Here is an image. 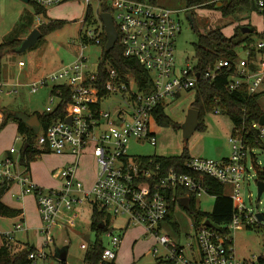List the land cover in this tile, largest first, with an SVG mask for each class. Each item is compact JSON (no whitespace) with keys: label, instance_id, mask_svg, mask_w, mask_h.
<instances>
[{"label":"built area","instance_id":"1","mask_svg":"<svg viewBox=\"0 0 264 264\" xmlns=\"http://www.w3.org/2000/svg\"><path fill=\"white\" fill-rule=\"evenodd\" d=\"M32 1L47 8L65 0ZM85 1L87 5H92L94 1L99 5L103 0ZM249 1L257 6L264 22V0ZM109 2L118 31L117 42L123 48L124 56L136 58L151 78L141 87L130 71L120 72L107 65L102 86L98 85L97 81L101 77L99 66L103 52L102 36L106 32L98 14L91 20L94 26L87 28L79 38L81 50L75 61L29 82L32 92H38L54 82L53 86L61 84L71 87L65 116L44 130L40 128L31 148L59 154L71 152L78 157L90 150L98 164V172L91 185H86L78 176L79 163L76 161L56 173L61 180L60 185L43 186L33 179L30 167L22 163V149L12 146L8 154L0 157V183H6L8 187L18 183L22 196L32 193L41 217L40 230L46 233L43 246L30 251L29 259L33 264H38V260L46 264L48 252L45 246L53 242L52 227L58 222L57 219L65 211L72 210L75 204L89 201L92 206L97 204L104 208L111 217L123 219V229L132 224H140L153 232L157 241L154 254H158L159 244L165 248L163 254L157 255L162 264H264V253L241 258L234 245L232 229L238 223H262L257 214L251 213L240 202L244 175L249 170L248 155L254 147L247 143L237 125L230 137L233 147L230 156L222 159L190 156L185 163L193 173L211 176L225 186H230V196L236 202V211L226 227L206 223L193 227L196 248H193V244L189 245L194 253L189 257L183 246L170 235L161 233V226L168 216L171 201L176 199L178 188L195 192L197 199L203 192H207V188L195 175L179 172L175 167L167 169L153 158L133 155L128 150V143L133 139L145 138L156 144V134L150 129L155 109L159 104L164 105L167 98L195 89L199 79L213 82L219 76L227 75L229 89L244 87L250 94L261 93L263 96L264 30L253 34L244 43L246 56H239L237 52L235 59L220 58L200 71L197 62L178 64L175 43L182 30L177 18L179 10L143 0ZM91 45L102 49L96 66L91 65L90 56L85 53V49ZM20 65H24V62L20 61ZM6 85H10V89H6ZM17 86L18 83L0 81V97L3 93L17 92ZM53 94L58 97V102L54 106H47L45 113L55 111L63 101L61 92ZM112 94L118 96L122 105L115 110L103 109V100ZM54 99L51 97V101ZM215 112L222 110L216 108ZM254 126L259 131L256 140L264 141V125L258 120ZM19 216L12 228H0L1 244L13 248L14 234L29 229L25 211L22 210ZM2 218L0 214V220ZM74 219L72 216L69 224L73 225ZM112 223L113 219L111 227ZM106 234L109 242L98 264L117 262L123 233H115L111 228ZM88 247L89 244H82V248L87 250Z\"/></svg>","mask_w":264,"mask_h":264},{"label":"rangeland","instance_id":"2","mask_svg":"<svg viewBox=\"0 0 264 264\" xmlns=\"http://www.w3.org/2000/svg\"><path fill=\"white\" fill-rule=\"evenodd\" d=\"M34 3L24 0H0V42L13 38L25 39L31 33V27L38 28L41 23L48 22L50 19H66L67 22L61 28L41 37L35 45L26 50L9 51L3 55L0 80L4 83L15 81L18 83V90L3 93L0 97V105L17 111L20 117L25 119L34 111L44 112L47 106H54L58 102V97L52 93L55 82L49 83L38 92L31 91L29 82L75 61L81 50L79 42L81 34L86 32L87 28L94 26L92 21H85L87 8L85 0H65L59 5L49 6L47 15L36 14ZM156 4L179 10L177 18L181 22L182 30L177 35L175 43L179 65L197 62L194 43L198 35L194 25L204 34L219 28L229 36L234 34L237 28H242L241 24L248 19L259 28L262 25V16H259L257 12H251L249 18H242L243 11L239 7L235 12L227 13L217 5L187 9L182 0H156ZM92 7L97 16L101 12L100 4L94 1ZM243 45L245 44L237 47L239 56L247 55ZM101 50V47L97 45H91L85 49V53L90 56L91 65H97ZM20 61H23L24 65H20ZM5 87L10 89L11 86L6 85ZM195 96L196 89H190L167 98L164 111L180 127L176 128L173 124L158 122L155 117H152L150 129L156 134L157 143L152 144L145 138L133 139L128 143L129 153L145 156L155 154L177 156L187 151L191 156L207 158L222 159L230 156L233 152L230 137L235 125L226 111L217 113L213 108L205 109L201 115L202 125L191 135L184 136L183 124L190 108L193 107ZM51 97L55 98L54 101H51ZM259 103L264 109V95L260 97ZM121 105V100L113 94L108 95L102 102V108L105 110H115ZM0 133H4L0 144L5 148L15 146L21 149L23 147L25 139L18 131V124L15 120L10 119ZM252 153L248 155L249 170L244 175L240 202L244 203L251 213L262 212L264 214V192L259 198L257 186L258 172L264 171V147L256 146ZM76 161L79 163L81 178L88 181L96 177L98 164L90 150L79 157L71 152L68 154L52 151L40 152L31 163L35 179L43 186H52L61 184L60 178L56 176L60 168L74 164ZM225 192L230 195L232 188L225 186ZM11 193L12 191L8 192L6 200L14 205L24 203L30 226L28 231H18L14 235L29 241L37 248L43 246L46 233L39 227L41 217L34 196L31 193L24 199L17 200ZM214 203L215 196L208 192H203L198 196L197 206L203 211H212ZM92 212V203L86 201L82 204H75L72 210L65 211V214L57 219L58 222L52 227L53 242L45 246L48 252L46 264H58L57 255L62 250H67V259L63 264H84L86 249L82 248V244H90L96 238V232L91 228ZM72 216L75 218L73 225L69 224ZM112 219L113 227L111 228L114 232L123 233V242L116 260L118 264H162L157 255L163 254L165 248L159 244V252L157 255L154 254L157 241L153 232L140 224H132L123 229L125 228L122 226L123 219L119 217H112ZM12 220L15 219L3 218L0 220V225L9 224L13 222ZM250 225L251 227L246 222H240L232 229L236 253L241 258L264 253V232L257 223ZM193 227L191 214L182 204H178L173 222L165 220L161 226V233L168 234L176 240L185 248V254L189 257L194 254L189 245L193 244V248H196ZM102 239L105 245H108L109 237L106 233L102 234ZM14 250L18 251L15 244L13 245ZM38 264H45V262L38 260Z\"/></svg>","mask_w":264,"mask_h":264},{"label":"trees","instance_id":"3","mask_svg":"<svg viewBox=\"0 0 264 264\" xmlns=\"http://www.w3.org/2000/svg\"><path fill=\"white\" fill-rule=\"evenodd\" d=\"M32 1V0H30ZM156 3V0H143ZM186 8L193 9L199 6H215L219 3V6L225 12L232 13L236 9L245 5H256L249 0H182ZM33 2V1H32ZM35 4L36 14L47 15V8L39 4ZM102 11H111L109 0H103L100 4ZM95 18V13L92 5H87L85 13V21ZM67 22L66 19H50L48 22L41 23L38 28L46 36L50 32L61 28ZM198 38L195 44V57L197 59V68L200 71L206 69L209 65L213 64L220 58L235 59L237 57V47L251 39L252 32L244 33L241 27L237 28L232 35H226L221 29H212L208 33L204 34L198 30L194 25ZM23 39L13 38L0 42V65L2 63L3 55L6 52L14 51L15 47H18ZM107 41L106 32L102 36V59L100 61L101 77L97 81L99 86H102V82L105 79V72L107 65L115 67L120 72L130 71L135 77L139 86H144V82L151 78L149 72L143 67V65L133 57H126L123 54V48L117 42L115 47L107 51L105 44ZM196 96L192 103L194 108L199 110V126L202 125L201 115L205 109L220 108L222 111H226L234 122V125L238 126L241 133H244V138L250 146H262L264 147V141H257L259 138V131L254 126L261 115L264 113V109L259 103L261 93L250 94L247 89L241 87L239 89L231 90L228 87L227 75L219 76L215 81L209 82L205 79H199L196 86ZM61 92L63 101L58 108L51 112H38L34 111L33 114H38L41 121V127L30 126L25 118L20 117L19 113L15 110L0 105V130L7 124L10 119H13L18 124V131L24 137L25 143L22 149L21 161L24 165L29 166L31 161L35 159L37 154L41 151L33 150L31 144L33 143L38 131L46 129L52 122L65 116V107L67 101L70 98L71 87L67 85L57 84L52 88V93ZM32 115V114H31ZM153 116L158 122L165 124H173L176 128L180 127L178 123H175L164 111V105L159 104L155 109ZM235 131V128H234ZM28 146L25 148V144ZM145 156V155H144ZM191 155L185 151L182 155L166 156V155H150L145 156L147 158H153L155 162H159L165 166V168L175 167L176 170L182 173H187L199 177L203 184L207 188V192L215 196V203L212 211H203L197 206V194L191 192L188 189L178 188L176 190V199L170 203L169 213L166 220L173 222L175 216V209L178 204H182L179 198L189 197V207H185L193 218V226L199 227L202 223H206L209 219L216 227H226L233 218L236 211L235 200L225 192V185L215 178L205 175L193 173L186 165V161ZM264 180V171L258 172V180ZM9 189L6 183H0V214L3 216H16L20 213L21 209L13 208L2 201V197ZM111 215L99 205H93V212L91 215V228L96 232V238L89 244L84 256V264H98L105 247V242L102 239V234L111 229ZM207 224V223H206ZM264 232V222L257 223ZM251 227V225H249ZM36 246L26 245L18 251H13V248L6 244H0V264H33V261L29 259V252L35 249ZM58 258V257H57ZM58 264H63L66 260H60L58 258ZM112 264H118L113 262Z\"/></svg>","mask_w":264,"mask_h":264},{"label":"water","instance_id":"4","mask_svg":"<svg viewBox=\"0 0 264 264\" xmlns=\"http://www.w3.org/2000/svg\"><path fill=\"white\" fill-rule=\"evenodd\" d=\"M26 2H29L30 0H24ZM221 3L218 4L220 6ZM99 16L101 20L103 21L106 35H107V41L105 44V49L107 51L111 50L115 47L117 39H118V31L117 27L114 23L113 15L111 11H102L99 13ZM242 31L244 33L250 32L252 28L250 26H243ZM43 36V33L39 28H35L31 31V33L22 40L21 44L18 47H15V51H24L27 48L35 45L37 41ZM199 110L197 108H190L187 118L185 120V123L183 124V130H184V136L187 137L191 135L199 126ZM70 120V117L68 118ZM27 123L32 127L39 128L41 126L40 117L38 114H32L27 116L26 119ZM259 122L264 125V113L261 115ZM28 146V143L25 144V148ZM257 186H258V197L260 198L262 193L264 192V180L259 179L257 180ZM180 202L184 207H189V197H182L180 198ZM258 220L260 222L264 221V214L262 212L257 213ZM208 225H214L209 219L206 221ZM58 258L60 260H66L67 258V250H62L58 254Z\"/></svg>","mask_w":264,"mask_h":264},{"label":"crops","instance_id":"5","mask_svg":"<svg viewBox=\"0 0 264 264\" xmlns=\"http://www.w3.org/2000/svg\"><path fill=\"white\" fill-rule=\"evenodd\" d=\"M245 8V9H244ZM240 10L241 11H243V13L241 14V17L242 18H249L250 17V14H251V12H257L258 13V15L259 16H262L261 15V13H260V11L258 10V8H257V6L255 7L254 5H251V4H249V5H245V6H243V7H241L240 8ZM261 22H262V25H261V27L259 28L257 25H255V24H253V22L250 20V19H248L245 23H243V24H241L242 26H250L251 28H252V30L250 31V32H252L253 34H255V33H260V32H262L263 30H264V22H263V18H262V20H261ZM33 30V27H31L30 28V31H32ZM248 33V32H247ZM252 34V35H253ZM19 39H21V38H19ZM47 74V73H46ZM1 81V80H0ZM1 82H3V81H1ZM7 83H16L15 81H9V82H7ZM3 134L4 133H0V139L3 137ZM8 152H9V149L8 148H5L4 146H2V144H0V157H4L6 154H8ZM227 157V156H226ZM30 170H31V173H32V177H33V179L36 181V182H38L36 179H35V173H33V168H32V163L30 164ZM77 174H78V176L81 178V173L79 172V169H77ZM95 178L96 177H94V178H92V179H90V180H88V181H85L83 178H81V179H83L84 180V182L86 183V185H91L93 182H94V180H95ZM39 183V182H38ZM40 184V183H39ZM57 185V184H56ZM51 186V185H50ZM52 186H54V185H52ZM13 189H15V190H13ZM21 186L18 184V183H14L13 185H11V187H9V189L6 191V193L4 194V196L2 197V201L4 202V203H6L7 205H9V206H11V207H13V208H16V209H21L20 210V213H21V211L23 210V211H25V215H26V218H27V221H28V217H27V211H26V209H25V207H24V203H22L23 205H14V204H12L11 202H9V201H7L6 200V195L8 194V192H10V191H12V196H14V197H16L17 198V200H22V199H24L27 195H25V196H22L21 195ZM19 213V214H20ZM19 214L18 215H16V216H3V218H14L15 220H12L13 222H10L9 224H7V223H4V224H2V225H0V227H2L1 229H7V228H12V225L16 222V221H18V219L20 218V216H19ZM2 218V219H3ZM1 219V220H2ZM29 223V222H28ZM123 226V225H122ZM4 227V228H3ZM28 231V230H27ZM122 242H123V238H122ZM0 244H1V240H0ZM15 244V246H16V248H17V250H20V249H22L24 246H26V245H33V246H35L34 244H30V242L29 241H26V240H23V239H21V238H17L16 236H15V242H13V245ZM121 245H122V243H121ZM121 247V246H120ZM15 251V250H14ZM119 254V253H118ZM58 256V255H57ZM67 259V258H66Z\"/></svg>","mask_w":264,"mask_h":264}]
</instances>
